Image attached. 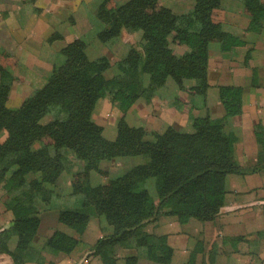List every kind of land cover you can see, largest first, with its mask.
I'll use <instances>...</instances> for the list:
<instances>
[{
    "label": "trees",
    "instance_id": "trees-1",
    "mask_svg": "<svg viewBox=\"0 0 264 264\" xmlns=\"http://www.w3.org/2000/svg\"><path fill=\"white\" fill-rule=\"evenodd\" d=\"M110 1L101 0L98 5L94 35L114 44L124 27L143 31L146 86L129 80L123 70L104 79L103 73L111 66L109 59L87 60V41L78 38L57 55L41 92L44 99L30 96L20 107H11L7 101L15 77L10 69L0 66V134H8L5 141L0 140V190L5 192V207L14 215L13 224L0 231V255L10 256L14 264H44L45 248L71 254L93 217L112 226L93 253L103 264H119L116 245L137 251L125 257L124 264H139L140 258L171 264L174 248L168 236L140 227L164 216L175 217L181 224L191 218L214 220L225 204L229 174L264 170V127H255L260 149L256 165L248 169L236 159L237 139L227 130L229 120L244 110L241 86H218L225 115L190 114L191 132L171 129L163 137L147 140L144 127L130 126L124 119L138 99L150 101L168 78L181 90H188L193 108L207 107L210 44L219 42L223 51L243 44L212 18L222 0H195L194 9L181 15L169 8L148 12L144 0H126L114 7L109 6ZM238 1L253 9L247 29L262 32L264 1ZM172 39L189 50L175 55L168 50ZM134 60L131 56L129 63L135 64ZM187 79L195 84L186 88L183 83ZM107 97L122 113L114 140L103 135L102 125L93 118L99 101ZM133 156L144 160L113 176L107 191L101 187L84 191L75 183L69 194L72 204H61L62 194L56 185L62 173L74 166V158L83 162L82 170L87 172L97 171L104 160ZM151 178L158 203L147 186ZM51 209H59L60 223L75 234L57 229L38 248L34 240L41 213ZM14 238L17 243L12 249Z\"/></svg>",
    "mask_w": 264,
    "mask_h": 264
},
{
    "label": "crops",
    "instance_id": "crops-1",
    "mask_svg": "<svg viewBox=\"0 0 264 264\" xmlns=\"http://www.w3.org/2000/svg\"><path fill=\"white\" fill-rule=\"evenodd\" d=\"M97 1L0 0V66L10 69L15 77L9 106L20 107L32 93L43 88L59 52L97 24L92 14ZM224 4L214 10L213 17L243 44L231 51H223L219 42L210 44L207 107L193 108L188 91L170 86L171 91L165 87L150 103L138 100L126 117L129 123L143 124L152 133L167 132L170 128L185 131L191 127L190 114L204 116L208 111L212 117L225 115L218 86H241L244 110L229 120L227 130L237 139L236 159L248 169L256 165L260 149L255 127H264V30L256 33L247 29L253 16L251 7L238 0H224ZM136 33L124 32V40L127 39L120 44L124 50ZM171 47L177 55L189 50L179 43ZM101 48L96 41L90 44L89 59L102 55ZM143 65L141 55L135 73L138 82L147 79ZM194 84V80L189 81V86ZM175 99L183 103L181 108L173 105ZM95 111L93 118L104 126L105 136L115 139L121 111L109 98L100 100ZM226 184V202L215 221L204 225L194 219L185 224L169 221L157 229V233L168 236V243L174 248L171 264H264V170L231 173ZM5 198L0 199V231L14 222L12 211L5 207ZM56 229L75 234L59 222L58 210L43 213L34 245L43 247ZM204 229L205 235L201 233ZM102 233L99 226L87 228L79 245L68 255L45 248L44 264H103L99 255H92L93 245ZM16 243L17 238L12 239V249ZM208 245L211 246L207 248ZM134 253L135 249H128L125 256ZM0 264L14 263L10 256L1 254ZM139 264L158 263L140 259Z\"/></svg>",
    "mask_w": 264,
    "mask_h": 264
},
{
    "label": "rangeland",
    "instance_id": "rangeland-1",
    "mask_svg": "<svg viewBox=\"0 0 264 264\" xmlns=\"http://www.w3.org/2000/svg\"><path fill=\"white\" fill-rule=\"evenodd\" d=\"M124 1H126V0H111L110 3H109V6L114 7V6L120 4V3L124 2ZM100 2H101V0H98L97 1V5H96V8L94 9V11L92 10V14L96 18V20H99L96 17V10H97L98 5H99ZM144 2H146V3H144L143 6H144V8L148 12H153V11L159 10L161 8H169L173 12H175V14H178V15L186 14V13L191 12L194 9V6H195V0H144ZM223 4H224V0H222L221 7L223 6ZM224 5H225V7H227L226 2H225ZM215 9H218V8H215ZM214 10L212 12V18L215 21V19L213 17ZM215 22H217V21H215ZM217 23H220V22H217ZM94 29H95V26H93L88 32H86L85 34H83L82 36H80L79 39L80 38H83V39H85L87 41L86 58L89 61H91V59H89V57L87 55V48H88V46H90V44H92L94 41L98 42L100 47L102 46L101 49L104 52H102V55L98 56L97 58H99L101 56H105V57H107L109 59V61L111 63V66L103 73V78L104 79H109V78L113 77L114 75L120 73L122 71L121 69H123L124 70V73L127 74V78L129 80H131V79L134 80L135 79L137 81V75L135 74L137 72L136 65H137L138 60H139V58H140L141 55L144 57V65H143L144 67H143V71H144V74L146 75V73H145V65H146L147 57H146L145 50H144L143 31H141V30L131 31V29H128V28H125L124 27L121 30L119 41L116 42V43H114V44H107V43H104V42L100 41L97 37H95V35H94V33H95L94 32ZM124 32H137L136 34H134L132 36V39L128 41L129 44L126 47L127 50H124L121 47L122 45H120L121 42H125L126 39H127V37H126L125 40H124V36H125ZM174 37H175V34H174ZM173 43H179V42L176 39L175 40L172 39L171 42H170V45L168 47L169 48L168 49L169 51H171V50L173 51V49L171 47V45ZM99 49H98V51H99ZM133 51L138 52V54L136 56L135 55H132L131 53H133ZM97 53L99 54V52H97ZM173 53H174V51H173ZM175 55H177V54H175ZM131 56H134V59H135L134 60V63L135 64H130L129 63V59L131 58ZM97 58H95V59H97ZM95 59H93V60H95ZM208 73H209V64H208ZM146 78L147 79L145 81H140V83L142 85H145L146 86L148 84L149 79H148V76L147 75H146ZM191 80L192 79L184 80V83L183 84L185 85L186 88H189L190 87L189 86V81H191ZM208 80H209V78H208ZM46 83H47V81H46ZM209 84H210V82H209ZM170 86L171 87H178V88H180L179 87V84L174 79L168 78V80L166 81V83L163 85V87H161V88L158 89V91L156 92V94H155V96L153 98H155L156 96H158L161 91H164L162 89H164L165 87H166L165 90L171 91L172 89H169ZM43 88L35 91L30 96L31 97H36L35 99L37 101L38 100L39 101H42L44 99L42 97V93H41ZM37 93H40V94H37ZM107 98H109V97H107ZM153 98L150 101H147V99H145V98H140L138 100H143L146 103H150L153 100ZM207 101H208V95H207ZM111 102H112V100H111ZM173 105L175 107H177V108H179V107L181 108L183 106V103L180 100L175 99V100H173ZM114 106L117 107L116 105H114ZM132 107H131V109H132ZM95 110H96V108H95ZM94 112H96V111H94ZM128 112L124 116V119L127 122H128V120H127V117L126 116H127ZM206 114H210V113L207 111ZM109 120H111V117L109 118ZM118 123L119 122H117V127H116L117 133H118ZM190 123H191L190 129L185 130L187 132L193 131L192 121ZM104 124L105 125L109 124V121L106 120V122ZM128 124L130 126H133V127H141L143 125V124H141V125H134L135 123L134 124H131L129 122H128ZM100 125H102V124H100ZM102 127H103V135L105 136V134H104V126L102 125ZM142 127H144V126H142ZM174 129H176V128H174ZM169 130H171V128L168 129L167 131H169ZM146 131H147V135H146V139L147 140H154V139H156L157 137H160V136L163 137L165 135V133H166V132H162V133L161 132H157V133H154L153 132L152 133V132H149L147 129H146ZM181 131H184V130H181ZM7 137H8L7 132H4V133L0 134V140L1 141H5ZM143 160H144V158L143 157H140V156L117 157V158H114V159H111V160H104V161H102L101 164H100V166H99V169L97 171H87L86 172V171H83L82 170L83 162L74 158L73 159L74 166L73 167H70L69 169L67 168L62 173V175L60 176V178L58 180V183L56 185L57 191L58 192H61V194H62L61 200H60L61 204L63 206L64 205H67V204L68 205L72 204V202H71L72 199H71V196H69V194L72 192L73 184H75V183L80 184V186L83 188L84 191L85 190H90L92 187H101L103 189V191H107L108 188H109V186H110V179L113 176H115L116 174L124 173L128 168H130L132 166H135V165L141 163ZM147 186H148L151 194L155 198L156 202L158 203L159 202V198H158V194H157V191H156L155 180L153 178L149 179V181L147 183ZM226 186H227V184H226ZM226 190H227V187H226ZM226 195H227V193H226ZM3 198H5V192H4L3 189H1L0 190V199H3ZM225 202H226V198H225ZM51 210H58V219H59V209H51ZM51 210H44V211H42L41 216H42L43 213H45L47 211H51ZM220 212H221V210H220ZM216 218H217V216H216ZM192 219L197 220L195 218H191L189 221H191ZM215 219L214 220H209V221H202V220H197V221L198 222H201L204 225L206 223H211V222L215 221ZM169 221H177V220H176L175 217H171V216H169V217L164 216V217L159 218V219L149 220V221L145 222L140 227V230L159 234V233H157V229L159 231L163 227L164 223L165 222H169ZM63 226H65V225H63ZM94 226H99L100 230L103 233L101 234V236L96 240L95 244L93 245L92 255H94L93 253L100 246L101 241L105 240L106 239V236L109 235L112 232V226H110L105 221V219H103V218L93 217L90 220L89 225H88L87 228L94 227ZM209 231H211V229H209ZM201 233L203 235H205L206 234V230L204 229L203 231H201ZM205 237L207 238V237H210V236H205ZM210 246L211 245H208L207 248H209ZM108 249H110V248H108ZM128 249L129 248H126V247L121 246V245H116L114 247V253L116 254V257L119 259L118 260V263L119 264H124V258L125 257L131 256V255H135V253H134V254L126 255L125 256V251L128 250ZM110 251H111V249H110ZM140 259L144 260L145 258H140Z\"/></svg>",
    "mask_w": 264,
    "mask_h": 264
}]
</instances>
